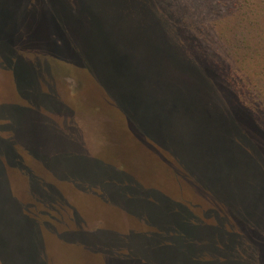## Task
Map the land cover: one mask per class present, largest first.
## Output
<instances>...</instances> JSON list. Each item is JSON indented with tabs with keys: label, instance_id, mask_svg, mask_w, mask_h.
<instances>
[{
	"label": "rangeland",
	"instance_id": "374dc122",
	"mask_svg": "<svg viewBox=\"0 0 264 264\" xmlns=\"http://www.w3.org/2000/svg\"><path fill=\"white\" fill-rule=\"evenodd\" d=\"M260 28L264 0H0V264H264Z\"/></svg>",
	"mask_w": 264,
	"mask_h": 264
},
{
	"label": "trees",
	"instance_id": "16d2710c",
	"mask_svg": "<svg viewBox=\"0 0 264 264\" xmlns=\"http://www.w3.org/2000/svg\"><path fill=\"white\" fill-rule=\"evenodd\" d=\"M228 7V6H227ZM247 7V5H246ZM173 10V13L169 12L170 16L172 18H170L168 16V10L166 12V15H164L165 17L162 18V25H163V30H164V37H165V33L168 32L170 35H176L178 36L179 40L185 45V46H190L191 44L197 46V47H202L203 50H198L197 54L195 53H191L188 56H192L191 58L188 57V60H191L189 63H192L193 65H195L198 69V71L200 72L201 70H204L205 72H208L210 74H214V73H220V69L218 67V65L215 63V61H213L212 58L210 57H206V59L204 60L203 56L204 52H212L211 54H213V50H216V47H220V48H224L225 43L222 42V36L220 38H215L216 39V44H215V40L214 39H207L204 38L202 39L198 34L195 33L194 30H199L200 32V24H198L197 19L196 18H184L185 15L188 13L187 10V6H183V5H176L171 7ZM184 14L183 16H181L180 14ZM250 14V11H248V14ZM193 23H196L197 28L194 29L193 27ZM245 25H250L252 26L251 22H241L239 20H235V24H226L225 25V32H228V35L224 34V40L227 41L226 45L230 48H232V44L231 42H229L228 40V36L229 34H235V35H239L241 31L243 30H247L249 31V27L245 26ZM263 31V35L260 36L259 34H257L256 36H252L254 37V39L252 40L250 47H255L256 49L263 46L264 45V29L260 28ZM258 30V28H257ZM166 31V32H165ZM224 32V33H225ZM229 39H232L231 36H229ZM206 40H211V43H207ZM214 42V43H213ZM174 43V40H173ZM233 43V41H232ZM189 44V45H187ZM231 44V45H230ZM243 46H245L244 43H242ZM175 45L179 46V43L177 41H175ZM226 46V48H227ZM246 47V46H245ZM254 49V51L256 52L257 50ZM251 50H253V48H251ZM174 54L181 60H186L182 55L181 52L176 48L174 49ZM213 57V55H212ZM258 59H260V55L258 57ZM261 60V59H260ZM197 74V71L195 72ZM251 119H253V117L249 114V112H246ZM256 117L254 116V119ZM253 119V120H254ZM234 234L236 232H233ZM232 233V234H233ZM233 234V235H234Z\"/></svg>",
	"mask_w": 264,
	"mask_h": 264
}]
</instances>
